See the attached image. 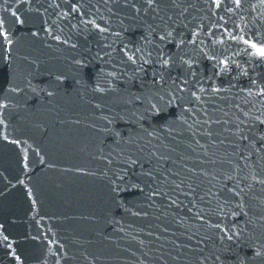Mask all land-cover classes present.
Here are the masks:
<instances>
[{
    "label": "water",
    "instance_id": "water-1",
    "mask_svg": "<svg viewBox=\"0 0 264 264\" xmlns=\"http://www.w3.org/2000/svg\"><path fill=\"white\" fill-rule=\"evenodd\" d=\"M0 264H264V0H0Z\"/></svg>",
    "mask_w": 264,
    "mask_h": 264
},
{
    "label": "snow or ice",
    "instance_id": "snow-or-ice-1",
    "mask_svg": "<svg viewBox=\"0 0 264 264\" xmlns=\"http://www.w3.org/2000/svg\"><path fill=\"white\" fill-rule=\"evenodd\" d=\"M160 39H161V40H163V39H164V37H163V36H161V37H160ZM164 64H165V66H167V64H168V61H164Z\"/></svg>",
    "mask_w": 264,
    "mask_h": 264
}]
</instances>
